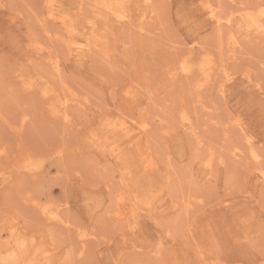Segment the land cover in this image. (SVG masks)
<instances>
[{
	"label": "rangeland",
	"instance_id": "obj_1",
	"mask_svg": "<svg viewBox=\"0 0 264 264\" xmlns=\"http://www.w3.org/2000/svg\"><path fill=\"white\" fill-rule=\"evenodd\" d=\"M94 2L0 0V264H264V0Z\"/></svg>",
	"mask_w": 264,
	"mask_h": 264
},
{
	"label": "bare ground",
	"instance_id": "obj_2",
	"mask_svg": "<svg viewBox=\"0 0 264 264\" xmlns=\"http://www.w3.org/2000/svg\"><path fill=\"white\" fill-rule=\"evenodd\" d=\"M87 1V0H86ZM95 2H94V14H96V16H100V17H105L106 15H108L109 13H117V14H120V15H122V16H124L125 18H128L129 20H130V14H129V10L127 9V3L130 1V0H94ZM95 16V15H94ZM94 18V17H93ZM96 19V18H95ZM94 19V20H95ZM52 21V20H51ZM95 22H97V21H95ZM98 23V22H97ZM107 24V23H106ZM96 26V25H95ZM94 28V27H93ZM95 31H97V30H93V32H95ZM101 31V30H100ZM86 33V32H85ZM57 34V33H56ZM104 34V33H103ZM232 38V37H231ZM235 38V37H234ZM233 38V39H234ZM232 39V40H233ZM229 40V39H228ZM231 40V41H232ZM72 42H70V41H67L66 43L67 44H73V45H77L79 42L78 41H76V40H71ZM96 41H97V35H95V34H93V33H91L90 35H89V43H90V45L92 44V45H97L96 44ZM231 41H228V42H230L231 43ZM234 41V40H233ZM232 41V45L234 44V42ZM101 42V41H100ZM80 43H82V42H80ZM88 43V44H89ZM229 43V44H230ZM83 44V43H82ZM100 44V43H99ZM102 44V43H101ZM235 44H237L236 42H235ZM231 45V46H232ZM99 46V45H98ZM103 46H104V44H103ZM229 46L231 49L233 48L234 49V47L232 46ZM43 47V46H42ZM92 47V46H91ZM96 47V46H95ZM94 47V48H95ZM105 47V46H104ZM93 48V49H94ZM90 49H92V48H90ZM99 49V48H98ZM95 50H97V48L95 49ZM230 51H233V50H230ZM92 52V51H91ZM102 52V51H101ZM103 52H104V50H103ZM104 54H106V55H108L109 53H107L106 51H105V53ZM106 57V56H105ZM229 57H231V56H229ZM233 57V56H232ZM231 57V58H232ZM106 59V58H105ZM59 115V114H58ZM200 141H202V140H200ZM234 150V149H233ZM240 149H236V150H234L235 152V155L236 156H239L240 155V151H239ZM118 153V152H117ZM255 153V152H254ZM232 155H233V153H232ZM252 155H254L256 158H259V155H256V154H252ZM118 200L119 201H122V197L121 196H119L118 197ZM21 246V245H20ZM22 247V246H21ZM23 249V248H22ZM74 254V253H73ZM72 256V255H71ZM73 257V256H72ZM68 263H70V262H68ZM7 264V263H6Z\"/></svg>",
	"mask_w": 264,
	"mask_h": 264
}]
</instances>
